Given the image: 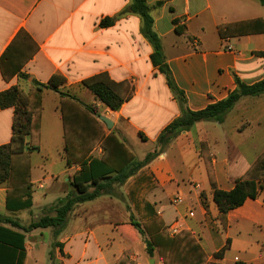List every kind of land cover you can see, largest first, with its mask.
<instances>
[{"label":"crops","instance_id":"obj_1","mask_svg":"<svg viewBox=\"0 0 264 264\" xmlns=\"http://www.w3.org/2000/svg\"><path fill=\"white\" fill-rule=\"evenodd\" d=\"M159 2L163 5L154 9ZM147 3L153 7L154 32L188 110L200 112L227 100L237 90L236 80L246 86L264 80V57L259 56L264 53L261 0ZM131 4V0H0V58L22 31L39 48L9 82L0 70V94L17 87L32 102L38 94L42 105L40 148L30 155L31 206L24 208L28 195L10 196L8 185L3 184L0 216L19 222L26 221V216L35 219L44 208L68 196L71 181L84 168L103 159L105 150L98 144L83 160L75 159L67 166L63 110L77 119L69 131L70 153H87L100 134L111 137L115 151L107 162L116 170L133 160L144 162L165 129L182 115L166 77L152 64L154 48L142 34L141 18L130 12ZM106 19L113 23L102 27ZM174 19L186 27L185 35L176 33ZM100 74L133 86L132 98L119 111L106 107L82 86L84 80ZM52 77L64 81L57 89L38 92V85H48ZM89 108H95L97 115L91 116L95 123L86 130L82 119L88 120L84 111ZM14 114L13 108H0V147L12 141ZM99 117L110 120L112 128ZM263 153L264 94L243 97L223 122H199L177 136L118 186L120 197L101 196L80 204L72 220L88 219L95 204L118 206L117 219L77 226L75 234L66 237L61 236L63 230L53 253L52 248L42 247V230L28 234L14 230L25 236L23 251L11 253L14 264H53V259L61 264L64 253L70 257L68 264H117L124 255L136 264H151V260L164 264L159 257L147 256L144 238L132 224L142 223L146 229L156 217L167 231L175 223L181 232L189 231L212 262L264 264V184L255 200H247L227 215L225 225L214 202V187L233 190ZM53 154L59 157L57 172L56 162H50ZM176 197L181 201L175 205Z\"/></svg>","mask_w":264,"mask_h":264},{"label":"trees","instance_id":"obj_2","mask_svg":"<svg viewBox=\"0 0 264 264\" xmlns=\"http://www.w3.org/2000/svg\"><path fill=\"white\" fill-rule=\"evenodd\" d=\"M131 2L130 12L141 18L143 23L142 34L154 48V53L151 56L152 64L166 77L168 87L182 106V115L168 126L158 139L157 149H161L160 151H155L153 154L148 155L144 162L133 160L116 170L109 166L107 162L110 155L115 151L114 140L111 137H104L100 134L96 137V143L89 148L87 153H70L71 140H69V131L73 128L72 124L77 119H74V115H69V112L63 110L67 166L70 167L75 159L77 161L83 160L93 146L98 144L105 150L103 159L95 162L91 168H84L79 176L73 178L71 186L76 188L79 195L76 198L68 197L65 204L63 205L62 203V206L56 209L55 216L43 217L37 222L32 223L28 228L23 227L18 221L12 218L0 216V225L7 226L10 229H0V264H14V258L11 253L16 250L23 251L25 242L24 234H28L34 230L53 229L59 232L56 235L58 236L65 229L69 216L77 205L91 202L101 196L108 195L104 191L110 188L112 183H125L142 166L157 157L177 136L189 131L196 123L223 122L226 115L241 98L264 94V80L252 86H246L239 80H236L237 90L227 100L212 105L200 112L188 110L186 108L185 95L177 87L166 64L161 39L154 32L153 7L148 5L147 0H131ZM261 2L264 5V0H261ZM162 5L159 2L154 6V9L160 8ZM112 23L110 19H106L102 21L101 26L109 27ZM173 25L175 26L177 34L185 35L186 27L181 25L179 19H174ZM220 35H224L222 29H220ZM38 50L37 44L29 35L24 31L20 32L0 58V70L4 80L9 82L14 76L18 75L21 69L37 54ZM259 56L264 57V53L259 54ZM63 81L60 77H52L48 85H38V92H41L43 89H57ZM82 86L96 100L112 111H119L134 94V88L129 83L117 84L107 74H100L84 80ZM60 95L62 97L68 96L63 93ZM34 100L32 102L29 98L24 97L17 87H13L0 94V108H13L15 112L12 141L10 144L0 147V186L7 184L8 194L10 196L19 197L28 195V202L25 203L24 208L31 206V196L29 194L31 191L30 155L39 151L40 148L38 122L42 113V105L38 94ZM84 114L88 117V120L86 118L82 120H84V125L87 126L86 130H89L91 129L90 123H95V119L91 116L97 115V110L95 108H89L84 111ZM85 138L84 140H87ZM84 142L87 143L88 141ZM125 161L126 158H120V162L124 163ZM118 172L119 174L113 180L100 184V182L108 178V175L117 174ZM209 177L213 182V175L210 168ZM85 184H91L95 187L94 192L84 195L85 193L82 190H85L83 189L86 187L84 186ZM263 184L264 153L258 158L250 170L237 181L233 190L226 192L214 187V202L218 207L219 218L222 224H226L227 215L231 211L242 207L247 200H255L263 191ZM136 226L139 228L138 225ZM14 230L21 231L24 234L14 232ZM139 232L142 236L148 238L146 240L148 255L153 257L154 252H158L164 264H182L179 259L185 255L201 256V259L196 263L191 262L190 264H208L206 254L197 239L189 231H182L178 235L170 237L163 220L156 217L146 230L139 229ZM117 264L132 263L129 262L127 256H123Z\"/></svg>","mask_w":264,"mask_h":264},{"label":"rangeland","instance_id":"obj_3","mask_svg":"<svg viewBox=\"0 0 264 264\" xmlns=\"http://www.w3.org/2000/svg\"><path fill=\"white\" fill-rule=\"evenodd\" d=\"M102 112V109H100V113ZM227 116V115H226ZM144 149H148V147H146V148H143V150ZM161 149H155V151H160ZM154 151V152H155ZM132 154H135V153H132ZM58 159H59V157H58V155L57 154H53L52 155V157H51V160H50V162L52 163L53 162V160L56 162V167H55V169H54V172H57V171H59L60 170V166H59V162H58ZM38 160V162H40L41 160L40 159H37ZM138 160V159H137ZM140 162V161H139ZM47 164V163H46ZM119 174V172L117 173V174H111V175H108V178H106V180L105 181H102V182H100V184H104V183H108L110 180H113L117 175ZM120 184H113L112 183V185H111V187L110 188H108L107 190H105L104 191V193H107L108 195H110L111 197H120V194H119V191H118V186H119ZM84 186H86L85 188H83V189H85V190H82L85 194L84 195H87V194H91V193H93L94 192V190H95V187H93L91 184H85ZM78 193H77V191H76V188L75 187H68V196H66L64 199H62L61 201H57V202H55L53 205H51V206H49V207H46V208H44L43 209V211L41 212V214L42 215H37V216H39V217H37V216H35V219H34V217L32 216V217H30V218H28L27 216H26V221H23V222H19V224L20 225H22L23 227H25V228H28L32 223H34V222H37L38 220H40L41 218H43V217H53V216H55V211H56V209L58 208V207H60V206H62V203H63V205L65 204V201H67V198L69 197V198H76V197H78ZM107 196V195H106ZM88 202H86V204H87ZM82 204H84V203H82ZM78 206V207H77ZM76 207H77V210L78 211H80V207H82L80 204L79 205H77ZM94 206V207H93ZM93 206H91L90 208V210L88 211V214H87V217L86 218H88V219H84V220H79L78 222H73V218H74V212H75V209H76V207H75V209H74V211L70 214V216H69V220H68V223H67V225H66V227H65V229H64V232L62 233V235L61 236H64V237H66V236H70V235H73V234H75V232H76V229H77V226H85V225H91L92 223H94L95 221H102V220H105V219H107V220H110L112 217L113 218H115V219H117V217H119L118 215H117V213H118V206L116 207H111V206H108V205H98V204H95V205H93ZM85 207H86V205L84 206V209H85ZM109 212V213H113V215H110V216H106V215H104L103 213L104 212ZM103 212V213H102ZM38 213H39V211H38ZM37 213V214H38ZM111 217V218H110ZM88 220V221H87ZM70 222V223H69ZM133 222V221H132ZM68 224H69V226H68ZM133 225H134V227H135V229L136 230H138V232H139V229H144V230H146L145 228H143L142 227V223L141 224H137V223H135V222H133L132 223ZM136 225H138L139 226V228L136 226ZM38 231H41V230H38ZM43 231V237H42V241H43V245H42V247L44 248V250L45 251H48V250H51V248H52V251H51V253H53L56 249H55V247L57 246V244H58V240H57V234L59 233V232H57L56 230H53V229H47V230H42ZM62 232V231H61ZM140 233V232H139ZM168 233H169V235H171L170 234V230H168ZM142 236V235H141ZM143 238H144V242H145V244H146V240L148 239V238H146L145 236H142ZM40 239V238H39ZM41 240V239H40ZM76 244L74 245V252H75V250H76ZM64 250V249H63ZM146 253H147V250H146ZM124 256H127V255H124ZM147 256L148 257H150L149 255H148V253H147ZM160 255L158 254V252H154V254H153V257H150V258H154V257H159ZM63 257V260H62V263L61 264H68V260H69V256L67 255V254H65L64 253V255L62 256ZM127 258L129 259V262H131L132 264H134V261H132L131 259H130V256L128 255L127 256ZM160 258V257H159ZM199 259H201V256H195V255H185V256H183L181 259H179V261L182 263V264H190L191 262L192 263H196ZM53 261V264H58V262H56L55 261V259H53L52 260ZM66 261V262H65ZM207 263L208 264H217V263H215V262H212V261H210L209 259H208V257H207ZM136 264V263H135ZM200 264V263H199Z\"/></svg>","mask_w":264,"mask_h":264},{"label":"built area","instance_id":"obj_4","mask_svg":"<svg viewBox=\"0 0 264 264\" xmlns=\"http://www.w3.org/2000/svg\"><path fill=\"white\" fill-rule=\"evenodd\" d=\"M180 201H181V198H180V197H176L173 203L176 205V204H178ZM169 230H170V234H171L172 237L178 235V234L181 232V230H180V226H179L177 223L171 225V226L169 227Z\"/></svg>","mask_w":264,"mask_h":264},{"label":"water","instance_id":"obj_5","mask_svg":"<svg viewBox=\"0 0 264 264\" xmlns=\"http://www.w3.org/2000/svg\"><path fill=\"white\" fill-rule=\"evenodd\" d=\"M99 119L108 127V129L112 128V122L110 120H108L105 117H99ZM154 260H151V264H153Z\"/></svg>","mask_w":264,"mask_h":264}]
</instances>
